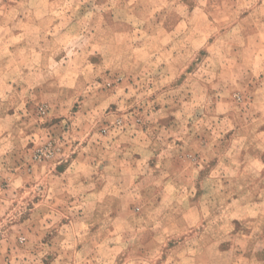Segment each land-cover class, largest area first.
<instances>
[{"label":"rangeland","instance_id":"obj_1","mask_svg":"<svg viewBox=\"0 0 264 264\" xmlns=\"http://www.w3.org/2000/svg\"><path fill=\"white\" fill-rule=\"evenodd\" d=\"M0 264H264V0H0Z\"/></svg>","mask_w":264,"mask_h":264}]
</instances>
